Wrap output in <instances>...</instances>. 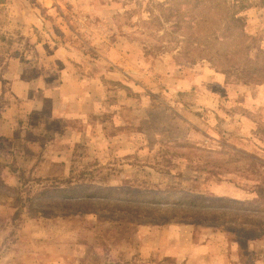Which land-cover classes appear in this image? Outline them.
<instances>
[{"label": "rangeland", "instance_id": "374dc122", "mask_svg": "<svg viewBox=\"0 0 264 264\" xmlns=\"http://www.w3.org/2000/svg\"><path fill=\"white\" fill-rule=\"evenodd\" d=\"M221 1L259 59L264 0ZM183 2L0 0V264H264V82L189 54Z\"/></svg>", "mask_w": 264, "mask_h": 264}, {"label": "trees", "instance_id": "16d2710c", "mask_svg": "<svg viewBox=\"0 0 264 264\" xmlns=\"http://www.w3.org/2000/svg\"><path fill=\"white\" fill-rule=\"evenodd\" d=\"M166 1L172 2V0ZM185 1L187 2V0ZM162 5L164 4L160 6ZM183 5L186 6L185 9L189 14L196 11V15L183 19L180 11L176 10L182 17L169 24V27L183 30L184 34L181 35L178 43L186 45L185 50L189 51V54L194 53L193 57H197L199 54L201 61H206L215 69L219 68L223 74L231 71L243 75L246 80L251 79L249 81L255 84L264 82V50L260 52L259 59L253 60L245 53L248 36L244 32L243 19L238 15V11L233 5L221 0L219 3L213 0H195L194 5H188V2H183ZM200 7L203 8L200 9L201 12L203 10L207 12V17L200 15ZM165 22L162 17H153L150 25L154 27L153 29H161ZM165 36L168 37L167 34ZM4 189L10 190L6 186ZM115 195L120 197L123 194ZM124 195L127 196V194ZM140 196L151 198L149 200L151 204H175L169 202L171 200L168 196L158 194H138L133 197L136 198L135 201H138Z\"/></svg>", "mask_w": 264, "mask_h": 264}, {"label": "crops", "instance_id": "0c3cea01", "mask_svg": "<svg viewBox=\"0 0 264 264\" xmlns=\"http://www.w3.org/2000/svg\"><path fill=\"white\" fill-rule=\"evenodd\" d=\"M36 49H40V47L39 48H36ZM43 79V78H42Z\"/></svg>", "mask_w": 264, "mask_h": 264}]
</instances>
